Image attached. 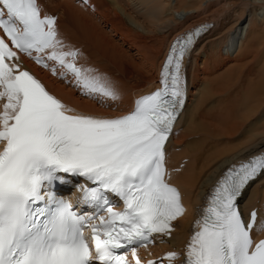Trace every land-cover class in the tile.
<instances>
[{
  "label": "snow or ice",
  "instance_id": "6c2138e0",
  "mask_svg": "<svg viewBox=\"0 0 264 264\" xmlns=\"http://www.w3.org/2000/svg\"><path fill=\"white\" fill-rule=\"evenodd\" d=\"M0 30V99H6L0 112V264H129L128 252L141 264L137 249L153 243L154 234L171 236L172 222L185 211L179 190L166 179L165 144L184 103V58L203 29L177 38L162 67V87L118 117L76 112L22 67L20 54L54 76L71 73L83 95L117 98L99 76L85 74L91 69L77 66L78 51L63 50L55 17L42 16L38 0H0ZM262 174L264 152L222 174L182 264H264V239L253 236L264 231V219L253 210L245 220L238 203ZM74 177L86 182L76 203L90 214L78 213L55 192ZM112 197L123 202V211L114 210ZM97 218L99 224L92 223ZM85 228H91L92 245ZM166 259L175 261L178 253Z\"/></svg>",
  "mask_w": 264,
  "mask_h": 264
},
{
  "label": "bare ground",
  "instance_id": "6f19581e",
  "mask_svg": "<svg viewBox=\"0 0 264 264\" xmlns=\"http://www.w3.org/2000/svg\"><path fill=\"white\" fill-rule=\"evenodd\" d=\"M39 1L44 10L56 14L63 50L76 47L82 69L92 70L85 74L99 76L117 98L107 97L108 105L103 109L76 96L23 57L21 60L71 108L91 114L129 109L134 95L155 86L169 39L195 23H212L183 63L187 100L176 121L179 130L168 141L170 167L187 158L172 174L182 193L185 213L165 243L147 252L153 256L165 249L178 250L199 203L225 166L264 146V14L257 15L264 10V0H89L91 10L72 0ZM249 6L256 16L249 18L235 49L221 52L229 32L242 23ZM5 102L1 99L0 112ZM208 117L211 119H204ZM210 141L214 144L209 145ZM172 142L178 151H173ZM257 181L262 183L264 174ZM259 197H264V188L256 183L244 189L243 210L255 205Z\"/></svg>",
  "mask_w": 264,
  "mask_h": 264
},
{
  "label": "rangeland",
  "instance_id": "374dc122",
  "mask_svg": "<svg viewBox=\"0 0 264 264\" xmlns=\"http://www.w3.org/2000/svg\"><path fill=\"white\" fill-rule=\"evenodd\" d=\"M252 9H251V7L249 6V7H247L246 9H245V12H244V19L242 20V23H240V25H238V26H236L233 30H234V32H232L233 30H231L230 32H232V36H233V39H234V41H237L238 39H239V30H240V28H242V29H244L245 28V26L247 25V23H248V20H249V18H251V17H254V16H256L255 14H253L252 13V11H251ZM261 14H264V10H261V11H259V14H257V15H261ZM106 30H107V28H105ZM237 31V32H236ZM230 34V33H229ZM110 35V34H109ZM236 35V36H235ZM111 36V35H110ZM239 36V37H238ZM237 44V43H236ZM224 47V48H223ZM223 47H221L220 48V51L221 52H224V50L225 49H227L225 46H223ZM109 102V101H108ZM111 104V103H110ZM113 105V104H112ZM111 105V106H112ZM199 116V118H201L202 119V117L200 116V115H198ZM205 120H210L211 118L210 117H208V118H204ZM203 119V120H204ZM196 137H198V136H196ZM173 146H175V143L174 142H172L171 143ZM209 145H212V144H214V141H210L209 143H208ZM219 144H221V143H219ZM220 146V145H219ZM177 149L176 148H174V151H176ZM205 156V152L204 153H202L201 154V157L203 158ZM258 183H261V181L260 182H256V184L257 185H259V188H260V186H261V188L260 189H262V186L263 185H261V184H258ZM262 183H264V181L262 182ZM251 185V183L247 186V187H249ZM246 187V188H247ZM246 188H245V190H246ZM264 188V187H263ZM259 199H262V197H259Z\"/></svg>",
  "mask_w": 264,
  "mask_h": 264
}]
</instances>
